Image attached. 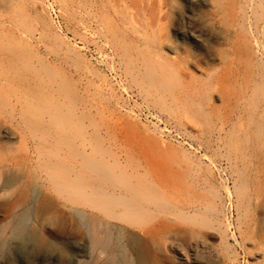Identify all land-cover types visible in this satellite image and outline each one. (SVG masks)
<instances>
[{"label":"rangeland","instance_id":"1","mask_svg":"<svg viewBox=\"0 0 264 264\" xmlns=\"http://www.w3.org/2000/svg\"><path fill=\"white\" fill-rule=\"evenodd\" d=\"M52 180L124 197L115 264H264V0H0V194Z\"/></svg>","mask_w":264,"mask_h":264},{"label":"bare ground","instance_id":"2","mask_svg":"<svg viewBox=\"0 0 264 264\" xmlns=\"http://www.w3.org/2000/svg\"><path fill=\"white\" fill-rule=\"evenodd\" d=\"M47 184L49 191L39 193L27 183L3 186L0 264H63L74 243L64 233L83 237L86 251L77 257L78 264H113L116 234L130 227L125 225L129 211L124 197L89 183L52 180ZM158 230L154 227L147 233L155 235Z\"/></svg>","mask_w":264,"mask_h":264}]
</instances>
